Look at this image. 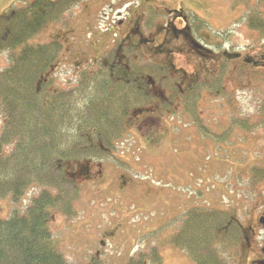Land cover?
I'll return each instance as SVG.
<instances>
[{
  "label": "trees",
  "instance_id": "16d2710c",
  "mask_svg": "<svg viewBox=\"0 0 264 264\" xmlns=\"http://www.w3.org/2000/svg\"><path fill=\"white\" fill-rule=\"evenodd\" d=\"M22 1L0 15V58L8 62L0 69V199L14 206L9 217L0 218V264H102L97 258L70 261L55 243L50 218L54 213L77 215L82 190L69 176L68 163L108 162L117 149L127 151L126 144L118 147L130 138L127 117L138 106L157 101L146 83L156 67L137 63L128 50L127 60L119 59L115 48L87 62L78 46L74 54L87 63L72 64V74L58 84L59 77L50 72L66 44L56 36L41 43L31 40L52 23L67 26L82 0ZM246 1L249 28L264 36V0ZM216 82L211 87L219 90ZM198 84L192 99L182 97L183 105L169 88L171 102L161 106L172 116L181 109L196 114L208 88ZM194 121L203 123L199 117ZM249 178L251 183L264 179L257 167L249 170ZM170 222H175L173 233L164 237L161 228L155 229L131 255L118 259L122 264H164L160 250L171 244L195 264H238L244 232L232 209L193 206Z\"/></svg>",
  "mask_w": 264,
  "mask_h": 264
},
{
  "label": "rangeland",
  "instance_id": "374dc122",
  "mask_svg": "<svg viewBox=\"0 0 264 264\" xmlns=\"http://www.w3.org/2000/svg\"><path fill=\"white\" fill-rule=\"evenodd\" d=\"M17 1L0 0V15ZM32 1L23 0L22 3ZM178 1L199 11L192 0ZM121 2L82 0L70 12L72 17L67 26L52 23L31 40L41 43L56 36L66 44L50 72L59 77L58 84H64L74 65L84 63V59L74 54L75 42H87L96 29L100 31L106 27L107 21H116L124 8L117 11L113 8ZM246 2L204 0V13L200 10L204 25L212 40L218 42L217 46L213 43V50L225 46L236 49L254 33L246 25L242 26ZM92 49L99 50L101 46ZM7 65L6 57L2 56L0 69ZM239 96L242 98L241 93ZM246 100L251 101L252 97L247 96ZM241 103L244 104L242 99ZM202 107L206 109L205 104ZM218 109L214 106L212 111L219 113ZM209 124L213 126V123ZM208 131L201 130L194 120L179 117L171 123L170 131L159 145L156 137L155 145L134 141L127 151L117 149L115 158L101 168L102 181L98 178L97 183L85 185L79 182L82 195L76 205L77 215L69 218L60 213L53 214L49 227L64 255L73 262L84 263L97 258L102 264H122L118 258L125 257L130 251L133 253L151 231L161 228L165 237L175 231V222L170 221L180 213L193 206L219 208L221 201L245 224L248 217L242 211L244 206L239 199H234L237 196L232 189L235 183L237 190L245 189L249 184L248 169L255 165L256 158L252 150L255 138H232L220 129ZM260 144L264 147V135L260 137ZM73 166L71 164L68 169ZM226 184L229 195L223 189ZM223 192L228 197L222 196ZM13 207L9 200L0 199V218L9 217ZM160 253L164 264H195L185 251L171 244L163 245ZM249 257L248 252H244L240 264H250Z\"/></svg>",
  "mask_w": 264,
  "mask_h": 264
},
{
  "label": "flooded vegetation",
  "instance_id": "af4514ba",
  "mask_svg": "<svg viewBox=\"0 0 264 264\" xmlns=\"http://www.w3.org/2000/svg\"><path fill=\"white\" fill-rule=\"evenodd\" d=\"M122 12L116 21H107L104 29L96 31L93 39L83 43L81 55L99 60L109 49L115 48V55L127 60L124 50H128L137 63L156 67L154 75L146 76V83L157 101L147 107L139 106V111L127 117L129 132L141 141H150L149 145H154L157 137L159 145L171 126L170 114L161 106L171 102L167 99L169 88L174 89V101L183 105L182 97L191 95L189 99H192L199 88L195 84L203 83L208 88L202 91L197 102V113L188 114L181 109L174 117L183 115L191 120L199 117L203 121L198 124L200 129L213 132L219 128L232 138L253 136L252 150L256 158L252 167H257L264 177V147L260 144V137L264 135V36L248 35V40L236 49L225 46L213 50V43L217 46L218 42L209 35L200 9L186 7L178 0H136L126 3ZM97 45L101 49H92ZM214 82L222 92L218 97H214L217 87H211ZM247 96L252 100H246ZM214 106L219 107V113L212 111ZM95 165L94 162L76 165L78 170L72 173L73 178L79 174L88 181L98 178L96 173L101 170H94ZM236 185L232 189L237 196L234 199H239L244 206L242 211L248 215L243 227L242 252H248L250 264H264V179L249 183L242 190H237ZM223 189L228 194V184ZM236 191L240 194H235ZM228 195L222 193V196ZM220 206H223L222 201Z\"/></svg>",
  "mask_w": 264,
  "mask_h": 264
}]
</instances>
